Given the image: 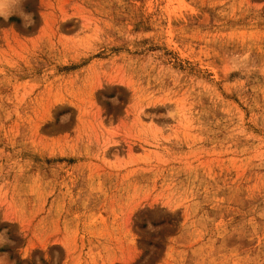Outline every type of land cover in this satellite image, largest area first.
Here are the masks:
<instances>
[{"label":"rangeland","instance_id":"rangeland-1","mask_svg":"<svg viewBox=\"0 0 264 264\" xmlns=\"http://www.w3.org/2000/svg\"><path fill=\"white\" fill-rule=\"evenodd\" d=\"M0 264H264V0H0Z\"/></svg>","mask_w":264,"mask_h":264},{"label":"clouds","instance_id":"clouds-1","mask_svg":"<svg viewBox=\"0 0 264 264\" xmlns=\"http://www.w3.org/2000/svg\"><path fill=\"white\" fill-rule=\"evenodd\" d=\"M21 2H22V0H21Z\"/></svg>","mask_w":264,"mask_h":264}]
</instances>
